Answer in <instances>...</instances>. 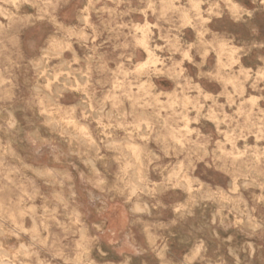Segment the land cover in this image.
Instances as JSON below:
<instances>
[{
	"label": "rangeland",
	"instance_id": "rangeland-1",
	"mask_svg": "<svg viewBox=\"0 0 264 264\" xmlns=\"http://www.w3.org/2000/svg\"><path fill=\"white\" fill-rule=\"evenodd\" d=\"M235 1L0 0L8 264H264V0Z\"/></svg>",
	"mask_w": 264,
	"mask_h": 264
},
{
	"label": "bare ground",
	"instance_id": "bare-ground-1",
	"mask_svg": "<svg viewBox=\"0 0 264 264\" xmlns=\"http://www.w3.org/2000/svg\"><path fill=\"white\" fill-rule=\"evenodd\" d=\"M16 1V0H15ZM234 9L238 8V4L236 3L235 0H228ZM12 2V1H11ZM14 6V5H13ZM80 10V9H79ZM6 19V18H4ZM151 26V24H149ZM33 41V40H32ZM72 43V42H71ZM29 45V44H28ZM30 48V46H29ZM34 50V49H33ZM147 54H148V58L150 61H154L156 59L155 54L149 49L147 48ZM63 57V56H62ZM206 64V63H205ZM76 71V70H75ZM243 84V83H242ZM144 85V84H143ZM134 86V85H133ZM138 86V85H136ZM145 87V86H143ZM146 88V87H145ZM256 91V90H255ZM145 92V91H144ZM156 97V96H155ZM156 100V99H155ZM156 102V101H155ZM162 105V104H161ZM140 114V113H139ZM155 114V113H154ZM55 121V120H54ZM47 122V121H46ZM56 127V126H55ZM59 127V125H58ZM53 128V127H52ZM62 128V127H61ZM56 130V129H55ZM251 146V145H250ZM209 152V151H208ZM239 184V183H238ZM220 190V188H219ZM223 195V194H222ZM175 206V205H174ZM210 228V227H209ZM261 228V227H259ZM0 233H2V230L0 229ZM17 251V250H16ZM10 253H8V250L5 248V246L0 242V264H8L9 261L7 260L9 258ZM89 264V263H88Z\"/></svg>",
	"mask_w": 264,
	"mask_h": 264
},
{
	"label": "crops",
	"instance_id": "crops-1",
	"mask_svg": "<svg viewBox=\"0 0 264 264\" xmlns=\"http://www.w3.org/2000/svg\"><path fill=\"white\" fill-rule=\"evenodd\" d=\"M236 3L239 5V3L236 1Z\"/></svg>",
	"mask_w": 264,
	"mask_h": 264
}]
</instances>
